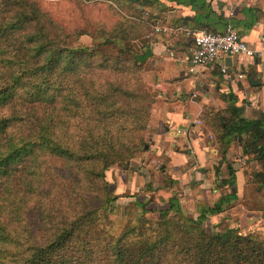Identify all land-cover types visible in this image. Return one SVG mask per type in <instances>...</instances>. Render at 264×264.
I'll return each instance as SVG.
<instances>
[{"label": "trees", "instance_id": "16d2710c", "mask_svg": "<svg viewBox=\"0 0 264 264\" xmlns=\"http://www.w3.org/2000/svg\"><path fill=\"white\" fill-rule=\"evenodd\" d=\"M159 4L0 0V264H264V239L207 230L206 216L189 218L172 190H156L169 203L157 221L139 205L137 225L120 235L105 227L121 197L108 173L148 145L155 94L140 45ZM211 124L224 157L238 146L259 166L250 178L263 189L264 118L247 120L233 105ZM229 172L221 184L232 189ZM231 197L207 212L220 213Z\"/></svg>", "mask_w": 264, "mask_h": 264}, {"label": "crops", "instance_id": "0c3cea01", "mask_svg": "<svg viewBox=\"0 0 264 264\" xmlns=\"http://www.w3.org/2000/svg\"><path fill=\"white\" fill-rule=\"evenodd\" d=\"M195 1L193 7L184 1L160 0L148 24L211 34H224L232 25L257 55H223L191 72L194 44L185 34L140 45L146 54L143 81L155 94V102L148 145L130 167H118L114 182L123 192L119 188L116 195L123 199L127 191L135 200L130 205H146V218L155 220L161 210L169 209V203L155 199L156 190H172L189 218L206 216L207 230L230 228L264 239V188L258 190L250 182V174L260 168L256 163L247 165L238 146L224 157L211 124L214 114H224L233 105L244 111L247 120L264 118V0ZM242 74L251 75L254 82L241 80ZM230 165L235 171L234 190L221 184L231 178ZM227 194L234 197L223 211L207 212Z\"/></svg>", "mask_w": 264, "mask_h": 264}, {"label": "built area", "instance_id": "2783aa9c", "mask_svg": "<svg viewBox=\"0 0 264 264\" xmlns=\"http://www.w3.org/2000/svg\"><path fill=\"white\" fill-rule=\"evenodd\" d=\"M148 16V14L145 16L147 22ZM150 27L151 30L146 36L150 42L161 36L174 37L180 34H185L192 38L194 48L190 57L191 72H194L197 67L214 64L223 55L228 57L245 55L251 58L257 55V52L248 46L232 25L228 26L224 34H211L184 28H172L158 23H153ZM226 71V68H224L223 72L225 73ZM240 79H247V76L242 74L240 75ZM241 163L244 164L245 160H242Z\"/></svg>", "mask_w": 264, "mask_h": 264}, {"label": "rangeland", "instance_id": "374dc122", "mask_svg": "<svg viewBox=\"0 0 264 264\" xmlns=\"http://www.w3.org/2000/svg\"><path fill=\"white\" fill-rule=\"evenodd\" d=\"M98 10L102 11V8H98ZM96 11L95 16L96 17H101L99 11ZM112 17L115 16V13L110 9L109 10ZM58 16L65 17L67 16V8L65 7H60L58 10ZM115 18V17H114ZM150 32V30H149ZM148 32V34H149ZM147 36V35H146ZM143 37L141 42H150L147 38ZM72 46H77L80 43L82 44H90L91 41L89 39H82L81 42H79L76 39H72L70 41ZM144 74V73H143ZM142 74V77H143ZM120 172V168L115 167L113 168L109 173H108V179L112 181V192L114 194L119 193V188L120 192L121 191V185H118L114 182V176ZM252 179L250 178V182ZM253 187V186H252ZM254 188V187H253ZM124 197L121 199V197L118 199V201L113 205V209L111 213L107 216V219L104 220L105 227L114 235H120L123 232L127 231L128 229L132 228L134 225H137L138 219L143 216V210L140 206L136 205H130L132 202L135 200L131 199L133 197H130V195L127 193V191H124ZM157 218V215L154 216ZM151 220V218L149 219ZM158 219L152 220V221H157Z\"/></svg>", "mask_w": 264, "mask_h": 264}, {"label": "water", "instance_id": "95a60500", "mask_svg": "<svg viewBox=\"0 0 264 264\" xmlns=\"http://www.w3.org/2000/svg\"><path fill=\"white\" fill-rule=\"evenodd\" d=\"M246 76H247V79L249 78L252 83L254 82V78L251 75H249V76L246 75Z\"/></svg>", "mask_w": 264, "mask_h": 264}]
</instances>
